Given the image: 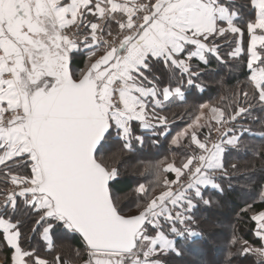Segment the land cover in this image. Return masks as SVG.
I'll use <instances>...</instances> for the list:
<instances>
[{"label":"snow or ice","instance_id":"obj_1","mask_svg":"<svg viewBox=\"0 0 264 264\" xmlns=\"http://www.w3.org/2000/svg\"><path fill=\"white\" fill-rule=\"evenodd\" d=\"M248 7L252 15L243 19L236 0H0L5 264H65L41 255L53 252L59 235L82 242L83 264H168L165 257L204 240L196 213L220 205L226 154L251 133L238 124L254 106L264 110V0ZM237 59L249 70L239 96L211 107L208 123L198 116L177 133L171 144L179 162L153 166L159 193L138 184L141 202L124 214L111 191L119 169L109 161L119 153L106 155L109 142L114 137L128 152L143 147L134 122L153 143L167 139L164 113L187 89L203 91L201 66ZM261 204L244 211L253 212L254 234L264 241V192ZM237 245L236 254L253 253L264 264V246L236 235L224 264Z\"/></svg>","mask_w":264,"mask_h":264},{"label":"trees","instance_id":"obj_2","mask_svg":"<svg viewBox=\"0 0 264 264\" xmlns=\"http://www.w3.org/2000/svg\"><path fill=\"white\" fill-rule=\"evenodd\" d=\"M236 4L243 19H248L252 15V10L248 7V0H236ZM223 45L224 42L221 41ZM78 67L83 64L78 61ZM202 68V75L198 83L204 87L203 92L195 88L186 90L184 101H173L168 105L165 115L168 117L171 135L165 139L159 137L157 143H153L155 137L145 135L139 127H134L136 133L145 138L144 146L134 145L132 152L122 151L120 142L110 141V148L106 155H111L113 151L119 153L118 159L110 160L119 169V175L114 182H111V191L115 197L122 198L131 196L135 191L136 184L154 182L156 169L161 161H171L178 163L181 159L180 150L170 145V140L184 124L193 120L200 106L204 103L216 107L225 108L232 103L233 96H239L240 89L244 88L247 80L248 69L243 59L227 60L224 63L213 61L208 67ZM241 124L249 128L251 133H245L241 146L238 150H231L225 157V164L230 175L221 176L218 182L227 189V194L218 197L220 205L211 208L201 206L196 213L199 221L198 230H203L204 240L202 242L190 243L184 246L181 256L171 255L164 259L168 264H224L228 244L233 235L241 240H247L252 247H262L263 243L254 234L255 224L250 219L252 211L245 213L244 209L249 204L254 210H262L261 192H264V110L258 105L254 106L251 114ZM142 166V169L137 166ZM236 164L233 170L231 165ZM135 166V171L132 168ZM171 179L173 175L167 174ZM158 185V182L156 183ZM231 185V187H229ZM141 202L140 196L134 197L132 202H123L124 214L131 215L136 211V205ZM55 246L51 254L42 251L41 255L52 260L55 256L61 257L65 264H78L83 262L81 256L76 254L77 250L86 258L82 247V242L73 239L68 235H59L54 238ZM27 246V245H26ZM33 247H38L32 242ZM240 246L232 248L234 255L231 257V264H261L260 259L253 253L247 255L236 254ZM221 253L216 256V253ZM10 253L0 250V260L5 264Z\"/></svg>","mask_w":264,"mask_h":264},{"label":"rangeland","instance_id":"obj_3","mask_svg":"<svg viewBox=\"0 0 264 264\" xmlns=\"http://www.w3.org/2000/svg\"><path fill=\"white\" fill-rule=\"evenodd\" d=\"M202 105H205V106H207V107H204V108H201V106ZM201 106H200V108L198 109V111H197V113L195 114V116H194V118H193V120H189L188 121V123H186V124H184L183 125V127L182 128H180L179 130H178V132L177 133H179V132H181V131H183L185 128H187V126L189 125V124H191V123H193L195 120H196V117H200V123L201 124H206V123H208L209 121H210V117H211V111H210V109H211V107H213V105H211V104H208V103H204V104H202ZM203 113V115H201ZM213 123H214V121H212ZM177 133L173 136V138L174 137H176V135H177ZM213 135H215V134H213ZM172 138V139H173ZM171 139V140H172ZM171 140H170V145L171 146H173L172 144H171ZM111 166H113V167H115L114 166V164H110ZM137 166L140 168V170L142 169V166H140V164H138L137 163ZM154 168V167H153ZM155 169V168H154ZM135 171V166L132 168V171ZM171 175H173L174 176V174H171ZM0 179H3L2 177H0ZM159 179H160V177H159V174L156 172V176H155V181L154 182H146L145 181V183H143V184H145V186H146V188H148V189H150V195L152 194V190H154V192H155V194H158L159 193V191H160V185L158 184H156L158 181H159ZM138 184H140V181H138L137 182V184H136V188H135V191L134 192H132V195L130 196H127V197H122V198H118V197H116V199H117V202H118V204H119V206L120 207H123V202L126 200H128L129 202H132L133 200H134V197H137V196H140V194L137 192V185ZM140 203V202H139ZM254 248H256V247H254ZM221 253H216V256L214 255V257H217V256H219ZM0 263H1V260H0ZM3 263V262H2Z\"/></svg>","mask_w":264,"mask_h":264},{"label":"crops","instance_id":"obj_4","mask_svg":"<svg viewBox=\"0 0 264 264\" xmlns=\"http://www.w3.org/2000/svg\"><path fill=\"white\" fill-rule=\"evenodd\" d=\"M198 91H199V92H203V91H204V87H203V91H200V90H198ZM242 120H244V119H242ZM242 120H240L238 126L242 125V124H241ZM134 124H135V122H134ZM242 126H243V125H242ZM243 127H244V126H243ZM244 128H245V127H244ZM140 130H141V129H140ZM142 132H144L145 135H151V131H150V130H148V131H142ZM214 134H215V133H214ZM220 177H221V176H220ZM218 178H219V177H218ZM262 243H263V246H264V241H262ZM0 264H3L2 261H1ZM78 264H83V262L78 263Z\"/></svg>","mask_w":264,"mask_h":264},{"label":"water","instance_id":"obj_5","mask_svg":"<svg viewBox=\"0 0 264 264\" xmlns=\"http://www.w3.org/2000/svg\"><path fill=\"white\" fill-rule=\"evenodd\" d=\"M111 183V182H110Z\"/></svg>","mask_w":264,"mask_h":264}]
</instances>
